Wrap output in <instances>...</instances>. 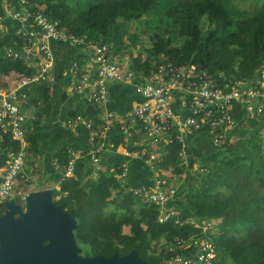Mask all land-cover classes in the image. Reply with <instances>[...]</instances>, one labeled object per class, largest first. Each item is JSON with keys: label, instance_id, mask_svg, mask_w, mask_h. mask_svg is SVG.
<instances>
[{"label": "trees", "instance_id": "16d2710c", "mask_svg": "<svg viewBox=\"0 0 264 264\" xmlns=\"http://www.w3.org/2000/svg\"><path fill=\"white\" fill-rule=\"evenodd\" d=\"M45 2L34 0V7L42 8L52 20L59 21L76 34L109 44L115 53L124 43L131 23H149V28H154L150 35L153 56H146V59L141 55L135 56L131 60L134 68L140 65L150 67L164 56L177 64H196L214 74L219 83L227 80L235 84L256 79L264 67V0H247L249 6L255 7L253 11L232 6L229 0H51L48 6H45ZM130 37L133 41L137 38L134 35ZM9 42V37L0 39V76L7 72L4 46ZM63 50L68 52L69 48ZM54 52L55 84L60 86L64 80L61 79V69L67 66V60L62 61L59 54ZM22 71L29 73L28 68ZM219 74H223L224 78L219 79ZM37 87L32 98L33 105L37 107V116L33 124L28 125L26 136V141L30 143L28 151L33 154L45 149L37 128L45 125L44 120L51 115L55 102L47 85ZM116 91L127 95L130 105L137 98L129 88L114 84L109 107L114 104ZM130 105L119 111H125ZM231 113L236 125L228 132V139L223 146L213 144V135L205 127L187 135L185 148L189 154L188 166L182 163L178 146L163 150L161 165L175 168L178 175L186 174L185 182L182 180L179 183L177 196L180 200L176 196L174 201L182 212L181 219L219 218L226 209H233L236 203L241 206L237 213L222 220L220 232L211 235L219 246L221 264H264V200L256 198L248 208H244L241 205L244 203L237 202L230 195V182L240 170L248 169L255 179L264 174V112L249 117L244 107L237 104ZM87 114L90 119H96L98 108L90 105ZM120 141L118 139L116 142ZM0 142L11 152L21 148L20 141L9 135L0 139ZM74 146L87 147L88 144L80 142ZM130 148L134 146L131 144ZM55 157L64 168L69 161L67 148L57 152ZM104 157L108 158L107 170L101 171L94 180L98 189L95 196L100 199L77 218L76 239L86 246V256L101 254L110 257L116 251L126 255L136 249L146 262L162 264V255L149 251L151 242H166L176 236L196 234L199 230L191 224L180 225L174 218L162 224L157 222L155 210L150 204L123 192L116 174L124 156L111 152ZM3 159L5 164L8 155L5 154ZM136 161L142 164L147 174L142 161ZM195 166V177H200L197 180L194 178V183L188 187L187 183L192 181L190 171ZM68 181L61 182V190L56 191V195L67 191ZM79 181L82 183L84 177ZM142 181L131 182L138 184ZM222 192L225 194L222 198H213L212 195ZM113 193H116L114 198ZM62 198L57 200L58 205L64 203ZM17 199V202L22 201L21 198ZM209 200L214 201V205L209 204ZM111 205L115 207L114 210L106 214ZM140 210L141 213L143 210L150 213L149 222L147 218L139 216ZM6 211L7 207L3 205L0 216ZM126 227L131 228V235H125ZM221 232H226V239H223ZM116 237L120 244L114 241Z\"/></svg>", "mask_w": 264, "mask_h": 264}, {"label": "built area", "instance_id": "2783aa9c", "mask_svg": "<svg viewBox=\"0 0 264 264\" xmlns=\"http://www.w3.org/2000/svg\"><path fill=\"white\" fill-rule=\"evenodd\" d=\"M1 1L5 16L19 24L15 44L5 48V58L20 64L21 70L28 68L29 73L22 71L13 86L0 84V139L9 135L21 143L20 150L9 154L0 172V210L8 200L20 194L19 181L33 180L26 171L31 164L25 111L29 91L56 81V55L52 44L63 43L81 55L70 68L67 88L69 94L78 95L84 106L82 112L67 119V127L85 124L89 142L87 147L67 148L69 161L60 182L75 175L78 160L87 159L97 177L107 170L104 165L108 158L104 155L121 154L124 160L116 177L123 192L150 204L160 224L174 218L180 225L191 224L199 230L196 234L163 242L158 252L162 255L161 263L221 264L219 246L211 236L214 234L212 219H181L182 212L174 203L179 184L173 183L172 178L178 174L175 168L161 165L163 150L178 146V155L188 166L187 135L205 127L213 135V144L223 146L228 132L236 125L231 113L234 105H242L249 117L264 112V67L256 79L235 84L227 80L219 83L214 74L196 64H177L164 56L150 67L134 68L131 61L123 63L118 59L109 44L76 34L52 20L42 8L34 7V0ZM218 78L224 75L219 74ZM114 84L129 88L137 96L122 113L109 107ZM90 105L98 108V117L94 120L87 114ZM134 159L142 161L147 170L144 181L138 184L130 180V163Z\"/></svg>", "mask_w": 264, "mask_h": 264}, {"label": "crops", "instance_id": "0c3cea01", "mask_svg": "<svg viewBox=\"0 0 264 264\" xmlns=\"http://www.w3.org/2000/svg\"><path fill=\"white\" fill-rule=\"evenodd\" d=\"M18 25L19 24L16 21L5 16L3 12L2 1L0 0V39L6 37L10 38L9 44H6L4 46V52L6 47H10L15 44L14 42L16 40V30L18 29ZM52 46L53 49L55 48L54 50L59 54L61 60H67V66L63 68V70L61 69V79H64L63 85L57 86L55 84V81L51 85L47 86V88L51 90L50 94L55 99L53 111L51 115L44 120L45 125L37 128L39 135L44 140L45 149L38 154H33L28 151V148L30 146V143H28L27 151L29 152V161L31 164L27 166L26 171L28 175L32 176L33 180L31 182L19 181L17 183V188L20 194L13 198L14 200H18L17 198H21V200L24 201L22 197L28 196L31 192L44 189H51L53 191L54 197H60L61 193L56 195V191L61 190L60 177L63 173L64 168L60 165L58 158L55 157L57 152L66 149L69 146L80 144V142L85 143L86 145L89 142V133L85 124H77L74 128L67 127V119L77 113L82 112V109H84L83 104L79 101L78 95L69 94L67 88L70 68L73 64V61L75 59H79L81 55L77 53L76 49L63 43L53 42ZM64 48H69V51L67 52L63 50ZM5 60H7V72L1 74L0 84H3L5 86H13L15 81L21 76V69L12 59ZM37 88V86L32 87L29 91L30 99L26 105L25 110L28 116L27 127L29 124H33L37 116V107L32 103V98H34L36 92L35 90ZM113 103L114 104H112L110 107H112V109H114L115 111L122 113L119 110L124 109V106L126 105H130V99L127 95L123 94V92L116 91ZM30 106H34L35 108V112L32 114H28L27 111ZM103 114H100V117H103ZM10 153L11 151L6 150L0 142V172L2 166L4 165V161H2L4 155L6 154L9 156ZM130 165L132 170L130 180L132 182L144 180L146 171L142 164L134 159L131 161ZM105 166L106 165H104V167ZM249 174L250 173L248 172V169H242L235 176L234 180L230 182L233 190L230 195L236 198L235 200L237 202L244 203L241 204L244 208H248L256 198L264 200V174L259 175L258 179H255V177L252 176V173L250 175ZM75 175L78 181L81 177H84V180L87 177L96 179V176L94 175V167L87 159L78 160ZM75 182L76 180L74 178H70L67 182V191L62 193V197H66V202H68L67 204L70 207L72 203H74V201H71L72 199L69 197H71L72 193H75V190H72ZM21 185H24V187L21 188ZM224 188H226V186H224ZM223 195L225 194L222 192L218 195L212 196H214L213 198L215 199L217 196L222 198ZM233 197L231 198L233 199ZM208 202L211 205H214L215 203L212 200H209ZM229 203H231V201H229ZM240 207L241 206L239 205V203H236L233 206V209H226L222 217L212 219V223L217 227L214 234L220 232L219 224L222 222V220L229 217L231 214L237 213Z\"/></svg>", "mask_w": 264, "mask_h": 264}, {"label": "water", "instance_id": "95a60500", "mask_svg": "<svg viewBox=\"0 0 264 264\" xmlns=\"http://www.w3.org/2000/svg\"><path fill=\"white\" fill-rule=\"evenodd\" d=\"M21 202L8 200L0 216V264H151L133 249L126 255L81 257L74 230L77 219L53 201V191L31 192Z\"/></svg>", "mask_w": 264, "mask_h": 264}, {"label": "rangeland", "instance_id": "374dc122", "mask_svg": "<svg viewBox=\"0 0 264 264\" xmlns=\"http://www.w3.org/2000/svg\"><path fill=\"white\" fill-rule=\"evenodd\" d=\"M51 0H46L45 2V6H48ZM229 2L232 4V6H238L240 8H244L248 11H253L255 9L254 6H249L247 3V0H229ZM219 22V19L216 20V23ZM152 23V22H151ZM154 24V23H152ZM150 24L149 23H143L142 25H138L137 23H131L130 24V28H128V34L127 36H125V41L123 44H121L119 46L120 49L116 50L118 51V53H115L117 55V58L120 59L121 61H123V63H127L128 61H131L132 58H135V56L137 55H141L143 56V58H147L146 56H153L152 55V42L150 39V35H151V31L154 30V28H149ZM217 27V26H216ZM156 30V29H155ZM130 35H134L137 36V38H134V41L132 40V38L130 37ZM28 114H32L35 112V108L34 106H30L28 109ZM28 146V145H27ZM171 169H167V171H169ZM191 172L190 175V179H192V181L187 183V186L189 187L191 184L194 183L193 179L195 178V180H197L200 176L197 175V177H195L197 174V166H195ZM76 175H74L72 178H74L76 180V182L74 183L72 190H75V193L71 194V201H74V203H72L71 207L67 204L68 202H66V197H63V194H60V197L57 196H53V201L56 203L57 200L59 199H63L64 203L62 205H60L63 210L65 212H68L72 217L74 218H78L80 216V214H84L85 212H87L90 207L94 204V202L98 199H100V197L95 196L98 192V189H96L95 185H94V180L95 178H86L82 183H79L77 177H75ZM186 174H182V175H178L175 176L173 175V183H180L182 180L183 182H185V180L187 179ZM227 186H230V184H228L226 182ZM232 186V185H231ZM233 191V190H232ZM231 191V192H232ZM81 194V195H79ZM116 193H113V198L116 196ZM204 194V193H203ZM54 195V194H53ZM180 197L177 196L176 199H179ZM102 199V198H101ZM21 206L22 208L26 211V202L25 201H21ZM114 206L111 205L108 207L106 214L111 213L114 210ZM228 208V207H227ZM73 213H75V216L73 215ZM148 213V214H146ZM149 212H146L145 210L142 211L140 210V217L141 218H147V221L149 222ZM145 225V224H144ZM217 227L214 226L213 227V233L216 232ZM76 229L74 230V234H75ZM105 232V231H104ZM106 233V232H105ZM125 235L127 234H131V228L130 227H126L124 230ZM222 233V237L223 239H226V232H221ZM110 234V233H109ZM123 235V234H122ZM122 235H117V237L122 236ZM76 236V235H75ZM116 237V239L114 240L117 244L120 242L119 239ZM105 239V238H103ZM76 243L77 246L79 248L78 250V255L81 257H86L85 255V250L87 249L86 246L82 243H80L77 239H76ZM165 240H162L160 242L158 241H153L150 244V248L149 251L151 253H158L162 247V243ZM120 244V243H119ZM112 256V255H111Z\"/></svg>", "mask_w": 264, "mask_h": 264}]
</instances>
